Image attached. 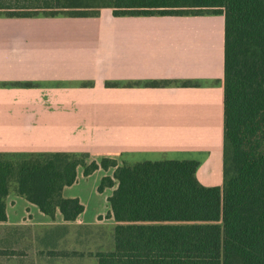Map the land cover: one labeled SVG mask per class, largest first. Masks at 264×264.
Wrapping results in <instances>:
<instances>
[{"label": "crops", "instance_id": "obj_1", "mask_svg": "<svg viewBox=\"0 0 264 264\" xmlns=\"http://www.w3.org/2000/svg\"><path fill=\"white\" fill-rule=\"evenodd\" d=\"M152 81L171 84L145 86ZM224 84L223 14L115 16L103 8L88 17L1 16L0 153L196 160L199 181L222 186ZM104 171L85 176L81 167L64 188L65 198L85 206L73 221L10 193L0 264H99L96 253L104 250L95 229L111 210L110 189L98 191ZM96 174L91 194L75 189ZM89 194L103 200L91 213Z\"/></svg>", "mask_w": 264, "mask_h": 264}, {"label": "trees", "instance_id": "obj_2", "mask_svg": "<svg viewBox=\"0 0 264 264\" xmlns=\"http://www.w3.org/2000/svg\"><path fill=\"white\" fill-rule=\"evenodd\" d=\"M103 8L115 16H225L224 183L203 185L196 160L0 153V221L12 192L52 218L60 209L76 220L85 206L64 188L81 167L85 176L112 169L98 191L114 188L115 249L97 252L99 264H264V0H0V17H88Z\"/></svg>", "mask_w": 264, "mask_h": 264}, {"label": "rangeland", "instance_id": "obj_3", "mask_svg": "<svg viewBox=\"0 0 264 264\" xmlns=\"http://www.w3.org/2000/svg\"><path fill=\"white\" fill-rule=\"evenodd\" d=\"M103 173H104V176L105 175H112L113 170L112 169L109 170L107 174H106L105 171ZM98 176H99V174L94 175L92 178H90V180L88 182H86L87 180L82 179L83 181L80 182L78 185H76L75 189H79V190L83 189V190L88 191L91 194L93 189H94V187L96 186V182H97ZM108 189H110L108 194H112L113 193L112 192L113 191L112 188H108ZM90 196L91 197H90V202L89 203L91 204V207H90L91 208L90 213H91L93 210H95V211L97 210L96 207L99 208L100 205H102L103 200H99L100 199L99 198L98 202H96V201H94L92 195H90ZM103 210H104V208H103ZM109 211H110L109 207L106 206L105 214L99 216V220L101 221V223H104V224H102L101 229H95L96 233L94 232L95 233L94 237H96L95 239H99L97 241V244L101 243L102 244L101 245L102 249L104 251H109V250H114L115 249V233H114L115 231H114V226L110 225L111 220H109L110 219L109 218L110 215L108 214ZM71 233L78 234V233H81V232L78 231V232H71ZM91 237H93V236L91 235Z\"/></svg>", "mask_w": 264, "mask_h": 264}]
</instances>
